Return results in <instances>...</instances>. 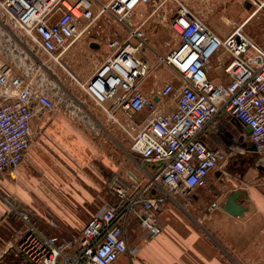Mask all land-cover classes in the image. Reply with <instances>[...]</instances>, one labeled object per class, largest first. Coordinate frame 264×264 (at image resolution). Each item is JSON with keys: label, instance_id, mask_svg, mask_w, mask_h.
<instances>
[{"label": "built area", "instance_id": "obj_1", "mask_svg": "<svg viewBox=\"0 0 264 264\" xmlns=\"http://www.w3.org/2000/svg\"><path fill=\"white\" fill-rule=\"evenodd\" d=\"M184 1L0 0L3 17L51 59L62 57L93 27L117 29L109 54L93 74L84 81L73 78L129 140L148 177L142 182L129 173L126 185L113 177L115 200L99 206L77 236L50 235L33 214L10 205L24 227L13 257L1 258L0 264H115L123 255H137L139 248L128 245L129 219L137 218L150 237H157L162 232L157 213L167 199L192 205L196 190L228 164L230 153L212 149L202 139L208 126H219L222 112L251 128L246 146L253 144L264 155V48L240 32L219 36ZM155 21L168 27L178 43L164 56L151 45L148 30ZM161 64L181 84L172 112L166 109L176 94L175 82L154 87L150 94L144 91L150 79H158ZM217 70L227 82L211 79ZM58 109L48 90L34 86L10 65L0 66V174L17 178L32 143V120ZM144 164H151L152 174ZM220 207L215 200L209 210ZM51 225L57 226L54 221Z\"/></svg>", "mask_w": 264, "mask_h": 264}, {"label": "crops", "instance_id": "obj_2", "mask_svg": "<svg viewBox=\"0 0 264 264\" xmlns=\"http://www.w3.org/2000/svg\"><path fill=\"white\" fill-rule=\"evenodd\" d=\"M99 26H104L111 33L110 26ZM99 26L93 27L89 35L75 42L67 51L70 53L77 46L79 51L75 57L82 54L93 62L81 71L73 66L74 74L77 75L75 77H80L81 81L88 79L96 69L94 66H99L109 54L99 55L95 50L100 47H91L92 43L100 46L102 42V30L98 31ZM151 29L152 26L148 30L150 34ZM169 51L166 49L165 53ZM10 53L43 52L27 35L13 28L0 10V66L8 64L15 73L24 75L27 67L20 62L25 59L11 56ZM210 77L216 83L228 81L220 70L213 71ZM167 81L180 84L175 77L164 82ZM80 106L85 111L84 114L75 110L74 113L51 112L36 116L32 120V143L26 159L18 169L17 178L13 179L8 172L0 174V259L13 257L14 247L23 229V223L10 213V205L18 210L29 209L34 212L48 211L49 207L59 204L60 195L68 190L66 187H76V184H79L72 174L78 167L69 165L68 153L76 151L83 154L84 138L100 134L102 131L107 132V127H110L105 113L90 100L81 101ZM175 106V100L171 98L167 112H172ZM217 122V128L208 126L204 130L202 139L210 148L230 153L228 164L214 171L209 176L207 185L196 190L193 204L189 205L192 207L190 213L180 210L181 205L177 202L183 204L181 199H176L177 202L167 199L157 213L162 229L157 237H150L138 219L131 217L127 226L128 245L131 249L139 248V252L137 255H123L115 264H264V169L260 168L264 167V155H257L254 163L241 169L239 156L252 152L246 146L249 139L245 132L247 127L226 112L219 114ZM74 160L79 164L77 159ZM147 165L144 164L152 174L151 164ZM129 173L136 175L142 182L148 179L142 169L128 170L126 176ZM96 184L100 186L102 183ZM234 192L243 194L240 200L245 212L242 216H233L223 209L227 198ZM97 197H100V194ZM90 200L80 198L76 203L72 200L69 202L76 205L82 201L90 203ZM215 200L220 201L221 207L210 211L209 206ZM34 214L36 219H39L40 215L36 212ZM190 218L198 221L193 224Z\"/></svg>", "mask_w": 264, "mask_h": 264}, {"label": "rangeland", "instance_id": "obj_3", "mask_svg": "<svg viewBox=\"0 0 264 264\" xmlns=\"http://www.w3.org/2000/svg\"><path fill=\"white\" fill-rule=\"evenodd\" d=\"M246 1L252 3L250 9H246L244 5ZM260 2L263 3L264 0L184 1L191 10L197 12L221 37H226L238 31V27L245 22L246 18L258 7ZM110 29L111 33L108 32L104 26H99L98 31L102 30V42L100 43V49L95 50V53L99 55L109 53L108 43L112 37L113 31L117 30L114 27ZM166 29V26L156 23L155 21L150 30L153 34L151 35V45L161 52L159 54L163 56L167 54L165 53L166 49L167 51L172 48L174 49L178 44L174 33ZM239 35L253 39L258 46L264 48V8L243 27ZM75 51L76 53H73ZM78 51L77 46H75L70 53L67 52L62 57H55V59H51L43 53L10 54L11 56L16 55V57L20 59H25L20 63L27 67V72L24 73L27 81H32L34 86L40 85L44 89L50 91L53 100L59 107L57 111L52 113H74L76 110L84 114L85 111H83L80 104L81 101L88 102L89 99L73 78V76H77L74 74L73 66L81 71V69H87L93 62L83 57L82 54L75 57ZM144 56H146L150 62H156V58L151 53H144ZM94 68L96 67L94 66ZM157 74L158 79H150L145 85L147 86L144 88L145 92L149 93L153 87L162 86L165 84L164 81L166 79L171 80L174 77V74L163 64L158 66ZM78 79H80V77ZM176 86L177 91L172 97L173 100H175L176 95L179 94L181 89V84ZM108 127L107 132L102 131L100 134H93L90 137L84 138L85 151L83 154H79V152L76 151L74 153H68L67 159L69 165L74 164L78 167L74 171L72 170V174H74L73 177L76 178L77 182L79 181V184L77 183L76 187H66L68 190L60 195L59 204L49 207V212L47 210H35L34 212L40 215L38 216L39 219H36L33 211L27 210L33 214L34 221L39 223L41 229L48 234L65 235L69 237L80 235L97 208L106 201L115 200L112 189L113 177L117 174L122 175L123 177H119L123 184L126 185L130 183L126 176L127 171L141 170L143 161L140 157L131 152L129 140L126 139L125 135L117 126L110 125V127ZM73 158L77 159L79 164H76ZM145 166L148 165L145 164ZM137 173L140 172L137 171ZM140 174L139 177H141ZM99 182L102 183L100 186L96 184ZM99 194L100 197H97ZM80 198L84 200L90 198L91 200L90 203L88 201H82L75 205L74 203H76V200ZM69 199L74 203L69 202L71 201ZM78 204L82 206H78ZM181 208L180 210L187 211L188 213L192 211L191 206H186L184 204H181ZM57 210L58 212H56ZM205 210L209 212L208 208ZM190 219L193 224L198 221V219L195 218ZM51 221L57 223L58 226H52ZM22 228L23 225L21 226V229Z\"/></svg>", "mask_w": 264, "mask_h": 264}, {"label": "water", "instance_id": "obj_4", "mask_svg": "<svg viewBox=\"0 0 264 264\" xmlns=\"http://www.w3.org/2000/svg\"><path fill=\"white\" fill-rule=\"evenodd\" d=\"M247 7H250V3L245 2ZM91 47L93 48H99L100 46L97 43H92ZM159 98L155 97V101H158ZM246 134H250L251 133V128L247 127L245 129ZM243 139V138H242ZM250 150L253 151L255 150V146L253 144H251L250 146ZM261 169H264V167H260ZM242 193L241 192H234L230 197L227 198V201L224 204L223 209L233 215V216H242L245 212V207L243 205V203L241 202V197H242Z\"/></svg>", "mask_w": 264, "mask_h": 264}, {"label": "flooded vegetation", "instance_id": "obj_5", "mask_svg": "<svg viewBox=\"0 0 264 264\" xmlns=\"http://www.w3.org/2000/svg\"><path fill=\"white\" fill-rule=\"evenodd\" d=\"M248 3H250V7H247L246 4L244 3L246 9H250L252 7V3L249 2V1H246ZM251 151V150H250ZM257 155L259 156V153H257L256 151H252L250 154H243V155H240L239 156V163L241 164V169L244 168L245 165H248V164H251V163H254L255 160L257 159Z\"/></svg>", "mask_w": 264, "mask_h": 264}, {"label": "bare ground", "instance_id": "obj_6", "mask_svg": "<svg viewBox=\"0 0 264 264\" xmlns=\"http://www.w3.org/2000/svg\"><path fill=\"white\" fill-rule=\"evenodd\" d=\"M263 8L264 2H260L258 7L251 12V15L247 18V21L237 29L238 31H236V33L241 32L245 24L249 23V21H251Z\"/></svg>", "mask_w": 264, "mask_h": 264}]
</instances>
